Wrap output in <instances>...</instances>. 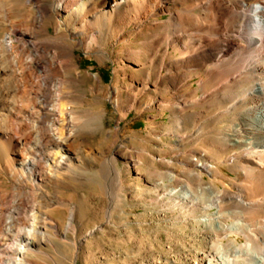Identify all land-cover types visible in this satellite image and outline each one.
Masks as SVG:
<instances>
[{
    "label": "bare ground",
    "instance_id": "1",
    "mask_svg": "<svg viewBox=\"0 0 264 264\" xmlns=\"http://www.w3.org/2000/svg\"><path fill=\"white\" fill-rule=\"evenodd\" d=\"M238 19L256 35L234 30ZM76 50L110 59L111 84L79 70ZM108 92L118 119L168 110L171 126L152 134L173 138L180 171L199 185L180 181L165 195L217 223L207 263L264 264V0H0V264L51 259V235L62 233L52 213L77 229L79 205L62 193L101 186L104 162L117 172L119 151L87 146ZM192 137L208 141L188 148ZM143 150L123 156L126 170ZM227 200L238 212H224ZM231 235L243 241L222 242Z\"/></svg>",
    "mask_w": 264,
    "mask_h": 264
},
{
    "label": "rangeland",
    "instance_id": "2",
    "mask_svg": "<svg viewBox=\"0 0 264 264\" xmlns=\"http://www.w3.org/2000/svg\"><path fill=\"white\" fill-rule=\"evenodd\" d=\"M236 9L241 11L240 8ZM250 10L248 8L245 12L251 14ZM161 19H166V15H162ZM236 22L237 28L234 26V30L243 32L242 36L256 35V25L252 22L243 29L238 28L242 21L238 19ZM233 37V40H242L237 32L231 34L230 38ZM75 57L79 70L99 75L105 86L111 84L115 64L110 59L97 61L91 54H85L81 50L75 51ZM89 83L90 81L84 86ZM195 86L197 85L194 84L191 89ZM237 89L239 92L240 88ZM109 96L108 92L102 98L106 111L103 125L88 138L87 146L119 151L116 158L119 179L111 170V165L104 162L101 186L89 182L79 191L62 193L79 205L77 229L76 232L71 227L65 230L67 218L64 210L52 213L61 223L62 233L59 236L51 235V246L48 248L51 259H38L39 264H208V255L214 252L217 243V223H201L200 209L176 207L175 198L165 195L168 189L177 188L180 181L187 180L194 189L199 185L194 174L186 175L180 171L182 165L168 146L173 138L160 134L161 141L157 142L152 134L164 132L171 126L168 110L164 111L163 118L149 119L152 112L144 111L139 114L132 109L126 117L118 119L119 115ZM215 108L216 102H213L210 111ZM212 122V125H219L216 121ZM116 125L120 131L113 135L111 130L116 129ZM193 138L187 142L186 147L205 141L197 138V142ZM140 150H143L144 156L143 163L137 164L139 169L126 170V158L123 156L139 159ZM221 169L228 174V178L234 177L226 163L221 165ZM169 175H174L175 179H169ZM203 177L209 179L206 173ZM206 196L207 193H203L201 198L205 200ZM222 204L226 205L223 207L225 213L228 210L238 212L232 201H223ZM227 220L230 222L232 219ZM229 238H235L237 242L243 241L241 237L231 235L223 237L222 242ZM79 239L81 243L76 248L74 242ZM201 255L205 257L204 260Z\"/></svg>",
    "mask_w": 264,
    "mask_h": 264
}]
</instances>
